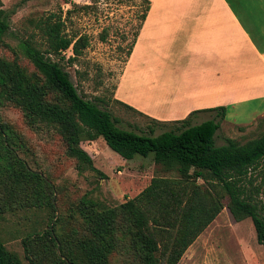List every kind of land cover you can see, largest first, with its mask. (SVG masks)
I'll use <instances>...</instances> for the list:
<instances>
[{
  "label": "trees",
  "instance_id": "16d2710c",
  "mask_svg": "<svg viewBox=\"0 0 264 264\" xmlns=\"http://www.w3.org/2000/svg\"><path fill=\"white\" fill-rule=\"evenodd\" d=\"M144 1L142 20L148 9V0ZM9 14L0 8V45L6 44ZM36 25L45 47L31 39L19 42L33 71L17 58L0 57V107L18 108L30 128H52L79 172L98 171L81 142L102 137L123 158L151 154L155 165L170 175H153L137 195L117 206L82 197L76 209L79 225L61 235L56 229L61 217L53 222L57 208L52 183L17 155L18 135L0 117V160L7 169L18 167L14 181L19 180L23 192L28 188L35 204L50 208L46 229L22 239L30 264H109L114 252H124L137 264H177L223 208L224 199L236 221L251 219L257 241L264 246V130L244 142L227 137L217 145L215 134L225 116L224 106L204 109L217 112L212 119L190 124L198 112L194 110L183 119L169 121L174 126L157 135L124 129L110 111L78 92L60 63L69 48L72 55L67 61L74 63L87 46V37L65 33L64 21L56 13ZM0 264H23L1 239Z\"/></svg>",
  "mask_w": 264,
  "mask_h": 264
},
{
  "label": "rangeland",
  "instance_id": "374dc122",
  "mask_svg": "<svg viewBox=\"0 0 264 264\" xmlns=\"http://www.w3.org/2000/svg\"><path fill=\"white\" fill-rule=\"evenodd\" d=\"M145 6L144 0H0V8L10 12L9 30L4 37L6 44L0 45V57L7 60L17 58L21 65L33 71L34 67L21 52L19 42L31 39L44 48L36 22L56 13L64 21L65 33L78 37L83 35L88 39L87 46L74 63L67 61V57L72 55L70 48L65 52L66 59L60 60L78 92L100 108L110 111L118 119L120 127L157 135L174 124L153 118L159 121L156 123L152 117L139 113L137 83L124 85L122 82L124 93L115 96ZM117 99L133 104L138 112L126 108ZM260 108L256 102L230 106L224 118L219 119L215 143L222 145L227 137L244 142L258 136L264 130V116L258 117ZM0 117L18 135L17 155L30 169L52 183L57 208L53 222L61 217L56 226L61 235L79 225L76 209L82 197H90L102 206H117L137 195L153 175H170L155 165L151 154L123 158L110 149L102 137L81 142L98 171L85 169L79 172L75 159L66 154L61 136L52 128H30L21 111L12 105L0 107ZM212 118V113H203L192 117L190 124ZM149 127H152V132ZM17 168L7 169L5 161L0 160V239L20 262L30 264L22 239L46 229L50 208L35 204L34 195L26 186L23 192L18 185L19 180L14 181ZM198 183L203 181L199 179ZM222 203L223 208L177 264H264V246L257 241L251 219L236 221L226 207L227 199ZM109 264L137 263L124 252H114L110 255Z\"/></svg>",
  "mask_w": 264,
  "mask_h": 264
},
{
  "label": "crops",
  "instance_id": "0c3cea01",
  "mask_svg": "<svg viewBox=\"0 0 264 264\" xmlns=\"http://www.w3.org/2000/svg\"><path fill=\"white\" fill-rule=\"evenodd\" d=\"M122 82L162 122L252 102L264 116V0H148L115 96Z\"/></svg>",
  "mask_w": 264,
  "mask_h": 264
}]
</instances>
